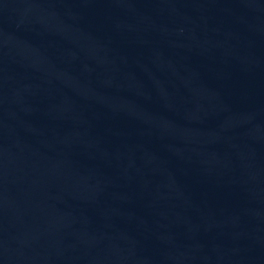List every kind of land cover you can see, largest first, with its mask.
Segmentation results:
<instances>
[{
	"label": "water",
	"instance_id": "obj_1",
	"mask_svg": "<svg viewBox=\"0 0 264 264\" xmlns=\"http://www.w3.org/2000/svg\"><path fill=\"white\" fill-rule=\"evenodd\" d=\"M0 264H264V36L206 0H0Z\"/></svg>",
	"mask_w": 264,
	"mask_h": 264
}]
</instances>
